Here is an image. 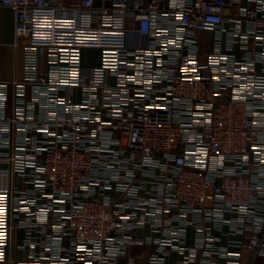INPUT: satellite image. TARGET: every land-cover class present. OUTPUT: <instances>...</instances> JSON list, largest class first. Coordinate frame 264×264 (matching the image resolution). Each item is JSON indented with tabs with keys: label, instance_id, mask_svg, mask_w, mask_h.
<instances>
[{
	"label": "built area",
	"instance_id": "2783aa9c",
	"mask_svg": "<svg viewBox=\"0 0 264 264\" xmlns=\"http://www.w3.org/2000/svg\"><path fill=\"white\" fill-rule=\"evenodd\" d=\"M0 6V264H264V0Z\"/></svg>",
	"mask_w": 264,
	"mask_h": 264
},
{
	"label": "crops",
	"instance_id": "0c3cea01",
	"mask_svg": "<svg viewBox=\"0 0 264 264\" xmlns=\"http://www.w3.org/2000/svg\"><path fill=\"white\" fill-rule=\"evenodd\" d=\"M95 1L97 4L101 2V0ZM210 37V32H206L203 35V47L205 50H210ZM236 52L239 53L238 50H236ZM82 60L85 65H96L98 63V59L95 63H88L84 60V56ZM22 64L23 47L22 41L15 32L14 14L9 8L0 6V79L9 83L14 80H20L23 73ZM20 239V230L14 229L11 232V239L7 249V260L3 264H12L13 260L26 257V252L24 250L17 249ZM142 255H144V253ZM142 258L143 257L140 258L141 262L143 260ZM172 259L173 258H171L169 262H171ZM119 264H125V260L120 259Z\"/></svg>",
	"mask_w": 264,
	"mask_h": 264
},
{
	"label": "rangeland",
	"instance_id": "374dc122",
	"mask_svg": "<svg viewBox=\"0 0 264 264\" xmlns=\"http://www.w3.org/2000/svg\"><path fill=\"white\" fill-rule=\"evenodd\" d=\"M130 26V24H128ZM129 40L131 44L136 43V36L133 33H129ZM84 60L88 63H95L98 59V52L95 49H84L83 51Z\"/></svg>",
	"mask_w": 264,
	"mask_h": 264
}]
</instances>
